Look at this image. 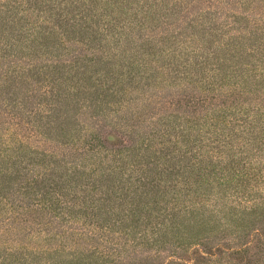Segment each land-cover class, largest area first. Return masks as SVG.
<instances>
[{
	"label": "rangeland",
	"instance_id": "374dc122",
	"mask_svg": "<svg viewBox=\"0 0 264 264\" xmlns=\"http://www.w3.org/2000/svg\"><path fill=\"white\" fill-rule=\"evenodd\" d=\"M242 2L243 7L239 0H0L3 17H23V25L13 32L48 31L53 23L59 32H70L64 43L44 54L39 51L33 60L48 58L58 62L74 54L82 58L108 56L112 88L120 90L102 95L104 100L98 104L82 106L74 115L79 122L74 125L76 134L71 135L81 147L77 150L81 159L109 161L110 167L117 166L114 175L88 179L92 200L83 199L81 188H85L87 180L77 189H48L49 207L35 209L30 205L33 209L22 210L15 222L6 226L0 221L4 233L0 243L26 251L58 247L70 237L71 248L88 250L87 247L102 246L103 238L105 243L107 238H116L122 228L139 231L153 222H168L172 211L182 213L192 206L197 207L196 217L211 216L219 226L192 237L188 250L176 247L171 238L168 239L174 244L145 243L135 254L131 252L135 259L132 262H178L182 260L176 256L183 254L198 264H264V92L259 90L263 85H234L238 80L253 79L250 77H256L257 70L253 72V67L243 61L237 64L229 62L228 57L217 60L212 56L214 52L230 55L226 47L215 44V40L238 34L233 26L227 27V20L233 24L232 20L239 17V25H247L245 14L237 15L242 9L253 22L264 15V0ZM8 7L12 12H7ZM0 25L7 29L2 32L10 31V24L2 20ZM208 27H215V32H209ZM151 38L158 39V43L151 44ZM200 44L202 47H198ZM15 58L21 61L24 57L15 54ZM228 63L232 64L226 65L229 70L237 69L233 77L214 75L213 68ZM249 88L252 91H244ZM44 89L50 87L45 85ZM35 105L45 107L44 102L36 101ZM217 105L223 106L217 113L221 119L209 122L206 114ZM257 111L261 112V120H253L246 127L248 116ZM3 115V130L15 129L8 121L11 116ZM15 131L20 138L30 132L28 142L33 146H48L42 142L56 147L61 144L42 141L43 137L33 133L31 127L10 132ZM256 135L260 136L258 141L252 139ZM249 138L253 143L248 144ZM228 162L236 166L230 173ZM13 164L14 160L10 166L0 168L12 172ZM26 165L27 168L17 164L22 175L28 172L32 176L42 170L37 165ZM46 184L35 189L42 188L43 192ZM13 190L12 186L2 192L7 198H15ZM90 201L96 202L97 209L106 208L109 218L94 219L82 213L76 217L72 209L76 213L77 209H91ZM59 206L71 215L56 216ZM232 215L238 217L236 224H228L225 219L231 220ZM69 226L81 227L83 232L78 235L69 228L73 234H67V238L56 236L57 231ZM91 230L93 233L88 234ZM76 240L79 243H73ZM249 240V250L242 254L220 252L214 246L220 242L226 248L240 247ZM198 241L203 245H196ZM42 262L50 264L52 260L43 257Z\"/></svg>",
	"mask_w": 264,
	"mask_h": 264
},
{
	"label": "trees",
	"instance_id": "16d2710c",
	"mask_svg": "<svg viewBox=\"0 0 264 264\" xmlns=\"http://www.w3.org/2000/svg\"><path fill=\"white\" fill-rule=\"evenodd\" d=\"M239 1L243 7L242 0ZM208 2L210 3V0ZM6 10L7 12H12L10 7ZM244 11L242 9V12L237 15L245 14L244 22L248 24L244 26L239 25L241 23L239 17H235L232 20L233 24L227 20V27L233 26L234 32H238V34H230L222 40H215L218 48L226 47L225 50L228 49V54L230 55L222 56L214 52L212 56L217 60L228 57L227 60L229 62L235 61L237 64L243 61L246 66L253 67V72L257 70L256 77L253 75L250 77L253 79H248L246 73L245 78L247 80H238L234 82V85L240 84L241 87H245L246 83L249 85H259L262 83L263 86L259 90L264 92V15L253 22L250 15ZM24 18L28 21L26 15ZM22 19L23 17L15 18L13 15L3 17L0 14V22L3 20L6 24H10L9 32H2L7 29L5 26L0 25V166H10L13 160L15 163L12 166V172L8 170L4 171L0 168V221L6 226L15 222V218H18L17 216L22 213V210L33 209L30 205L36 206L35 209L49 207L46 197V194L50 193L48 189H52L53 191H56L55 188L59 187L64 190L77 189L80 183H84V180H87L88 183H85L86 186L85 188H81V191L84 193L83 199L87 198L92 200L89 186L91 182L88 179L96 176V178L100 179L105 176H113L116 172L115 168H117V166L110 167L109 161L103 162L101 160V163H99L98 160L92 162L88 161V158L85 160L81 159L80 153H77V150L81 147H78L76 141H74L75 139L71 138L72 134H76L74 125H79L74 115L82 106H91V103L98 104L99 101L104 100L102 95H113L120 91L119 89L112 88L111 62L106 58L108 56L96 58L84 56L82 58L78 54H74L69 58L58 60V62L48 58H43L41 62L33 60L37 59L36 56L39 55V51H44V54L46 50H51L57 44L64 43L65 37H68L70 32H59L55 23L52 26L48 25L50 28L48 31L41 29L38 32H13L18 26L23 25L20 24ZM59 19L61 21L62 18ZM208 28L210 30L209 32H215V27ZM203 30L206 32V28ZM163 38L164 36L159 42L164 40ZM149 40L151 44L154 41L158 43V39L152 41L151 38ZM198 47H202L201 44ZM19 52H25V54H20ZM15 54H19L24 58L21 61H16ZM248 56L250 57L247 58ZM246 59L248 62L244 61ZM226 65L232 67V64L229 63L224 64V66L222 65V67H215L212 69L215 71L214 75L223 79L233 77V73L237 69L229 70V67ZM34 83L36 84L35 86ZM45 85H48L50 89L45 90ZM244 91L250 92L252 89L249 88ZM36 101L44 102L45 107H36ZM16 108L20 110H15ZM222 110L223 106L221 105L212 108V113L206 114L208 121L217 123L221 119L220 114L217 113ZM3 113L11 116V119L8 121L9 124L16 126L13 130L29 129L31 127L33 133L43 137L42 141H57L61 144L59 147H56L51 145L50 142H42L48 143V146H33L28 142L30 132H27L24 138H20L18 135L19 132L17 131L10 132L13 131L11 129L8 132L4 131L3 128H6V120L1 118L4 117ZM260 113V111H257V113L249 115V121L246 127L251 125L253 120L260 121L262 118ZM33 117L37 118L34 119ZM53 137L59 139L57 140ZM259 137L256 135L252 139L258 141ZM248 140V144L253 143L251 138ZM69 145H71L70 148H67ZM24 157L37 159V162H29ZM18 163L23 164L25 168H27L26 163L37 165L42 170H39L37 174L32 176L28 172L22 175L21 169L17 166ZM95 164L96 167L98 164L100 166L96 168L94 167ZM226 166L229 173L236 168L233 162H228ZM15 170H18V172L12 174ZM29 170L31 171V169ZM44 174L46 175L44 176ZM106 178L109 179V177ZM211 178L214 177L212 176ZM45 182L47 184L43 187V192H40L42 188L35 189L39 187V184H44ZM12 186L14 187L13 195H16V197L7 198L8 195L2 191ZM94 187H96L95 183ZM34 195L40 196L36 198ZM25 204L28 206H25ZM89 204L92 205L91 209L87 207L83 208V210L77 209L79 210L78 213H76L75 209H72L76 214L75 216L77 217L78 214L82 213L83 215L92 216V218H109L105 214L106 208H103L102 211L101 209H97L96 202L93 203V201H90ZM192 205L197 206L198 204L193 203ZM196 208L190 206L182 213L172 211L168 222H153L150 226H146L139 231L136 229L126 230L122 228L116 238H107L106 243L103 238L102 246L87 247L88 250L71 248V242H69L70 237L58 247L48 249L27 248L26 251L21 247L6 246L7 243L2 242L3 244L0 243V264H43V257L49 260L51 259L52 262L50 264H134L132 260L135 259L131 256V252L135 254L141 245L143 248L145 243L149 244L150 242L163 246L164 243L170 241V244L175 243L176 247L188 250L190 243H192V237L197 238L201 234L200 232L213 230L219 226V224L212 222L214 219L211 216L205 217L202 213L198 212L202 216L196 217L194 215ZM62 209L63 207L59 206V209L56 210V216L71 215L69 211L64 212ZM189 211H193L190 216L187 215ZM240 211L244 213L243 210ZM3 213H6L5 217L2 216ZM233 216H231V220L224 216L228 224L232 222L237 223L238 217ZM239 216L241 217V213ZM69 228L71 232H75L78 235H81V232H83L81 227L69 226L68 228L57 231L56 236L62 240L65 237L67 238V234H73L69 232ZM1 229L0 226V236H3L4 233ZM90 233H93L92 230L88 232V234ZM168 238L174 239V243ZM250 241L245 242L240 247L230 246L226 248L220 242L214 246L220 252L230 251L232 254H242L248 252ZM73 243L79 242L76 240ZM203 243L198 241L195 244L203 245ZM209 252H211V249ZM170 257H172V254ZM176 258L182 261L177 262L176 259H173L167 262L159 261L153 264L199 263L195 259L188 260L183 254L180 256L178 254ZM148 263L151 262L144 260L140 262V264Z\"/></svg>",
	"mask_w": 264,
	"mask_h": 264
}]
</instances>
